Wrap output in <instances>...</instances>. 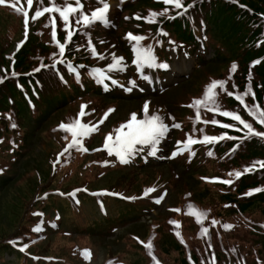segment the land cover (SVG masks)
Instances as JSON below:
<instances>
[{
    "label": "rangeland",
    "instance_id": "rangeland-1",
    "mask_svg": "<svg viewBox=\"0 0 264 264\" xmlns=\"http://www.w3.org/2000/svg\"><path fill=\"white\" fill-rule=\"evenodd\" d=\"M59 1L61 5L56 1L55 3L60 6L65 4V0ZM81 2L84 6L83 12L89 14L100 6L98 0H81ZM108 3L111 5L108 24L97 21L88 27H83L75 24L79 13L74 14L71 18L72 27L79 30L73 35L71 42H67L65 40L67 33L59 13H44L35 20L31 18L37 9L51 6L50 0L34 1L30 12H28L29 6L26 0H5L3 4H0V76L15 69L27 68L30 64H34L31 69L40 65L41 60L60 52L56 43V40H59L66 44L64 52H69L77 56L78 61L84 64H93L98 69H107V65L113 63V53L117 57L123 56V63L127 67L123 71H109L107 75L111 77V81H119V84L115 85L125 86L126 89L131 87L129 84V81L133 80L131 75L135 70L138 71V65L133 63L136 59L133 45L136 42L130 41L126 36L128 33H132L146 37L139 42V46L142 47V43L147 42L158 31L161 23L156 17L154 23L135 17H149L151 12H157L164 3L162 0H108ZM13 5L15 8L23 7L28 12L27 26L24 22L25 17L16 11ZM167 9L170 10L171 7H167ZM260 15L264 18V13ZM51 16L56 17V39L53 38V28L49 24ZM126 17L128 19H125ZM28 28H30L29 32H27ZM36 28L40 29L41 34L45 36L43 43L37 39L34 31ZM195 30L198 32V29L195 28ZM8 36H14V40L7 42ZM93 47L95 54L92 52ZM168 47L170 45L165 42L166 50ZM210 49L205 54L207 57L211 58L217 55L213 46L210 45ZM101 56L103 58H100ZM176 61L180 65L189 61L191 68H194L191 74H197V78L182 79L185 76L183 75L178 78L182 80H178L173 72L182 71V69L170 71L166 74L167 78H161V80L178 81L173 84L167 83L170 84V87L161 93L150 94V91L153 90L150 83L155 82L154 79L159 75L148 73L144 87L140 85L147 93H133L123 101L93 90L88 93H80L84 98L75 96L40 123L37 121L38 119L32 121L21 119L17 113L12 111L3 114L5 119L10 118V120L8 128L0 133V244H4L5 238L13 234L12 241H15L16 238L21 237L19 232L23 230L30 233L31 230L39 229L41 220L47 216L46 212L51 215L54 207H59L62 211L64 221L61 224V229H71V235L63 234L61 230L49 231V234L28 238L23 242L27 251H33L39 255L48 254L54 259L60 260L50 261L47 264L58 262L61 264H103V258L109 255H114L110 260L114 264H127L123 258H127L133 264H148V258L151 264H176L180 257L170 242L171 239L185 246L186 241L194 242L195 237L191 234L200 233L201 237L208 239L210 237L209 228L212 230V226H215L219 231H228L232 228L225 227V225L232 226L230 220L216 223L209 221L207 209L199 207L200 201L209 200V196L201 198L197 195V191L201 188L198 185L186 183L181 176L179 167L170 161L151 162L146 166L138 167L115 166L110 168L108 166L105 174L97 175L100 167L95 166V162L100 158V149L108 150L104 148L106 136L111 133L115 141L117 135L115 130L121 124L126 123L132 113H136L138 119H144L143 106L145 103L150 106L148 115L159 114L163 117L164 123L169 125L167 133L159 139L158 143L146 144L152 146L148 150L149 155H152L155 150V154H159V157L171 158L173 153L177 152L175 148H172L168 153L165 150L173 129L168 112L182 121L193 115L196 117V109L188 105H191L195 99L202 98L207 85L212 81H222V78H225L218 75L225 72L226 66L219 67L216 72H208V75H216L218 78L207 79V76L205 78L207 80H202L200 78L207 70V63L203 66L204 63L198 64L199 61L197 62L193 55L190 58H187L186 55H179L175 61H170L168 66L172 67ZM74 62L76 61L74 60ZM155 66L156 64L154 66L144 65L142 71L149 68L154 69ZM182 72L186 73V71ZM138 89H140L139 84L136 82V87H133L132 90L137 91ZM159 89H161L160 85L158 91ZM228 92L237 93L233 90ZM232 97L235 98V96ZM77 98L83 101L77 102ZM244 101L246 103L245 98ZM71 103L73 104L69 106ZM82 105H87V108L84 109L87 115L82 118V122L98 125V129L82 138V147L87 151L71 148L65 152L68 145L72 143L73 135L71 131L61 129L60 125L69 124L77 118ZM109 109H114V111L108 114L103 123H100ZM201 110L208 111L201 106L200 115ZM220 116L223 119L216 120L221 124H229L230 117ZM126 117H128L127 120H125ZM221 135L227 137L229 132L223 130ZM208 136L219 135L209 134ZM77 138L80 139V137ZM187 138L184 132H179L175 143L185 141ZM114 141L109 142L113 148L117 147ZM143 146L141 145V147ZM162 146L164 149L160 152L158 149ZM178 147L183 148L184 145L180 144ZM61 153L64 154L60 155ZM113 153L116 154L115 151ZM80 160H84L83 163H80ZM87 164H89L88 167H86ZM207 179L214 182L226 180L217 176H210ZM81 187L100 190L119 188L137 196L142 195L143 191L154 189L132 203L106 198L109 208L135 209L134 211L139 212L140 217L137 219L139 220L137 223L144 222L145 231L150 229L149 235L141 236L138 246L131 245L133 239L130 233L134 231L128 228L129 223L126 226L118 225L116 230L104 235L82 231L81 228L74 229L70 222L77 217L79 212L68 211L67 200L59 197V194ZM78 192L83 197L82 201L86 203L81 208L84 206L87 208L89 205L95 207L92 197L83 195L82 191ZM158 200L159 203H157ZM189 205L194 207L189 209ZM176 209L179 211H175ZM93 211L98 214L96 210ZM201 211L206 212L207 215L200 217V222H198V215ZM66 213L69 218L73 217L72 220L66 218ZM132 220L135 221V219ZM241 220L243 218L240 216V224ZM171 221L178 222V226L170 223ZM205 229H207V233H205ZM164 235L167 236L166 244L163 240ZM151 236L153 239H150ZM117 240L119 244H115ZM149 243L152 244V247L145 251L144 246ZM209 245L212 249V245ZM89 247L94 249V256H91V259H86L82 250H88ZM0 251L3 258L7 257L6 263H22L20 259L11 260L15 256H12L6 247H1ZM160 255L167 262L162 260ZM138 258L142 260L139 261ZM186 259L191 264H195L189 252ZM207 261L209 264H215L213 249Z\"/></svg>",
    "mask_w": 264,
    "mask_h": 264
},
{
    "label": "trees",
    "instance_id": "trees-1",
    "mask_svg": "<svg viewBox=\"0 0 264 264\" xmlns=\"http://www.w3.org/2000/svg\"><path fill=\"white\" fill-rule=\"evenodd\" d=\"M55 1L61 5L59 0ZM182 2L184 6L188 4L193 6L187 7L186 12L184 8L177 9L172 5L162 4L159 7L157 13L163 12L167 7L171 9L164 15L156 17L161 23L160 31L163 36L156 35V39L161 43L153 46V51H158L157 55L164 54L161 45L167 38L181 47L178 48L179 50L192 53L199 48L200 43L213 46L217 55L208 63V60L202 62L203 66L207 63V70L200 79L203 80L207 76V79L218 78L216 75H208V72H216L219 67L226 66L225 72L218 76L225 77L222 81L227 83L223 89L218 87L215 90L216 103L220 105V110L237 112L243 119L250 122L256 131L264 132V125L258 123L257 119L250 115L238 100L227 94L229 90L242 93L250 87L255 96L244 97L246 103L250 106L258 104L264 108V18L260 15L264 13V0H182ZM179 12L184 14L178 15ZM194 26L203 29L202 39L195 36ZM34 31L38 41L43 43L45 36L41 34L42 31L38 28ZM6 37L7 35L5 41ZM12 40L14 36H8L7 42ZM57 55L58 53H54L41 60L40 65L48 64L38 71H36L38 68L31 69L34 64H30L29 69L28 67L15 69L0 76L3 78V82H0V133L7 128V120L3 117V114L8 112L4 111L6 108L17 110L21 114H18L21 119L30 121L38 119L37 121L40 122L48 116L50 111L66 103L68 92L75 90L78 80L67 63L49 64ZM189 77L195 79L197 74L193 73L187 78ZM134 78L138 82L141 81L138 75ZM121 97L123 96H115L119 101L128 98ZM30 109L37 116L33 117ZM169 116L173 119V125H180L178 128L173 127L169 148L178 146L175 141L179 132L202 141L205 135L221 136L222 131L225 130L229 132L227 137L236 138L226 137L212 143H196L191 145L189 150L166 160L179 167L186 183L198 185L201 188L197 191V195L201 198L209 196V200L200 201L203 204L200 203L199 207L207 209L211 223L224 220H230L232 223V228L228 231H219L212 226V230L209 228L208 239L201 237L200 233L191 234L195 240L193 243L186 241L185 246L171 239L170 242L180 257L176 264H191L186 259L188 252L195 264H209L207 259L212 249L215 264H264V191H253L264 189V168L256 164V170L245 173L238 179L234 175H229L235 171L243 172L245 167L257 161H264V138L251 136L243 139L247 129L237 131L243 126L232 119H228V123L234 125L230 128L203 123L205 120H222L223 118L215 111L201 110L200 122L196 121L194 115L185 121L179 120L170 113ZM162 166L165 165L162 164ZM210 176L231 180L232 183L209 181L207 178ZM249 192L252 194L248 195ZM132 210L134 209L121 208V211L114 213L113 216H116L118 221L129 219ZM240 216L243 218L241 224ZM84 218L94 222L89 216L85 215ZM88 221L86 224H89ZM108 221L109 219L106 218L105 222H100L98 227L106 225ZM128 228L139 236L150 233V229L145 231L144 223H133ZM150 239H153V236ZM163 240L166 244V235L163 236ZM115 244H119V241L117 240ZM133 244L138 245V242L133 240L131 245ZM209 244L212 245V249ZM1 247H6L11 255L15 256L11 260H22V263L19 261L20 264H43L30 257L21 259L22 256L19 254L16 256L8 245L0 244ZM144 250L146 251L145 246ZM145 256L148 258L146 254ZM6 258L5 260L0 258V264H8ZM160 258L166 261L161 255ZM123 260L127 264H133L127 258ZM138 260L142 259L138 258ZM148 264H151L149 258Z\"/></svg>",
    "mask_w": 264,
    "mask_h": 264
},
{
    "label": "snow or ice",
    "instance_id": "snow-or-ice-1",
    "mask_svg": "<svg viewBox=\"0 0 264 264\" xmlns=\"http://www.w3.org/2000/svg\"><path fill=\"white\" fill-rule=\"evenodd\" d=\"M5 0H0V4H3ZM29 9H31V6L34 2V0H26ZM51 6L49 7H43L40 9H37L35 14L31 17L33 20L38 19L40 16L44 15V13H52L56 12L59 13L60 19L64 23V29L67 33L65 40L67 42H71L73 35H75L76 31L79 29H74L72 27V17L74 14L79 13V17L75 19V24L82 25L83 27H88L89 25L99 21L104 24H108L109 18L108 13L110 11L111 5L108 3V0H98L99 7L95 8L91 11V13H85L83 12V4L81 0H65V4L60 6L55 4V0H50ZM162 2L165 5H172L177 9L184 8L182 0H162ZM193 5H188L187 7H192ZM15 8V5H13ZM16 11L20 12L25 17V25L28 24V12L24 10L23 7L15 8ZM185 12L187 11V8L184 9ZM168 12V9L165 8L163 12L157 13V12H151L149 17H140L136 16V19H145L149 23L155 22V17L164 15ZM178 15H183L184 13H177ZM125 19H128L127 17ZM49 24L53 28V38L56 39L57 33H56V17L51 16L49 20ZM127 39L130 41H135L136 44L133 45V50L136 53V59L133 61V63L138 65V71L143 70V66H154V57L152 55L151 48H142L139 46V42L146 39L144 36H138L134 35L132 33H128L126 36ZM56 43L59 46V51L61 55L64 53L66 44L61 43L59 40H56ZM92 52L95 54V48H92ZM100 58H103L102 56ZM113 63H110L107 65V69H94L93 73L95 74L96 78L99 80L100 83H103L105 79H111L109 75H107V72L109 71H123L127 65L124 64V57L119 56L117 57L114 53L112 54ZM60 63H63V61H59ZM259 63V61H257ZM43 66V65H42ZM71 67V65H69ZM161 67H167V65H160ZM79 67H84L83 65H80ZM39 69H36L38 71ZM72 70L75 72L76 69L72 68ZM233 70H235V65H233ZM15 74V73H14ZM78 74V73H77ZM0 82H3V78H0ZM113 84H119L118 80H112ZM226 81H212L209 85L206 87V91L204 93V96L199 99H195L191 105H188L189 107L196 109V121L200 122V108L201 106L207 108L209 111H215L218 112L219 115L230 117L232 120L238 121L240 125H242V128H238L237 131H243L244 129H247V134L243 137V139H247L251 136H259L264 138V132H258L255 130L253 125L243 119V117L237 113V112H231V111H220V105L216 103V89L218 87L222 88L226 84ZM129 84L131 87L127 88L126 90L131 92L133 87H136L135 80H130ZM122 86V85H121ZM107 87V85H105ZM229 96H235V99L238 100L244 108L248 111L250 115L255 117L257 119V122L264 125V108H261L258 104L248 105L244 101V97L246 96H255V93L251 91V88L249 87L247 91L242 93H233V92H227ZM87 108V105L81 106V111L78 114L77 118L73 119V121L69 124H61V129L65 131H71L73 135L72 143L68 145V147L65 149V152L69 151L71 148H76L77 150H83L87 151V149H84L82 147V138L90 135L92 132L97 131L98 125H89L87 123L82 122V118L87 115V113L84 111V109ZM114 111V109H109L107 113H105V116L100 120V123H103L104 119L107 118L108 114ZM143 112L145 114L144 119H138L136 113H132L130 116V119L124 123L121 124L119 128H117L115 131L117 133L115 137L114 144L117 145V147L113 148L109 142H113V136L112 134H108L105 138V144L104 148L108 149L109 155H112L115 151L116 155L122 162H127V157L131 154H134L135 146L137 144L140 145H146V144H156L159 142V139L163 137L168 129L169 125L164 123L163 117H161L159 114H153L148 115L149 112V106L148 103H145L143 106ZM203 123H211V124H219L221 127L230 128L234 127V125L231 124H221L220 121L213 119L211 121H203ZM15 127V125H13ZM172 127H180L178 124L172 125ZM127 129V131H125ZM77 137H80L78 139ZM225 135L221 136H208L205 135L203 137V140H196L193 139V137L190 135L185 141H178V145L183 144L184 147L177 148V152H174L173 155H178L180 152L187 151L190 149V146L196 143H212L216 142L222 139H225ZM229 139H236L235 137H227ZM64 153H61L60 155H63ZM153 154H155V150L153 151ZM194 154V153H193ZM256 164H259L260 168H264V161H257L255 164L251 166L245 167L243 172L241 171H235L234 173H229V175H234L237 179L240 178L242 175L248 172H252L256 170ZM222 183L230 184L232 183L231 180H224L221 181ZM154 191V189H148L145 192V195H147L149 192ZM253 191H264V189H254ZM248 195H251L252 193H247ZM159 203V200L157 201ZM194 206L189 205V209H192ZM175 211H179L176 209ZM40 215V214H37ZM207 213L201 211L198 215V222H200V217L206 216ZM170 223L177 224L176 221H171ZM213 223H216L215 221ZM226 228L232 227L231 225H225ZM39 230V229H35ZM205 233H207V229L204 230ZM179 235V233H177ZM146 247L151 249L152 245L151 243L147 244ZM83 255L86 259H91V252L90 250L84 249L82 250ZM108 264H114L113 261H109Z\"/></svg>",
    "mask_w": 264,
    "mask_h": 264
},
{
    "label": "bare ground",
    "instance_id": "bare-ground-1",
    "mask_svg": "<svg viewBox=\"0 0 264 264\" xmlns=\"http://www.w3.org/2000/svg\"><path fill=\"white\" fill-rule=\"evenodd\" d=\"M150 107V106H149ZM151 111V110H150ZM149 113V112H148Z\"/></svg>",
    "mask_w": 264,
    "mask_h": 264
}]
</instances>
